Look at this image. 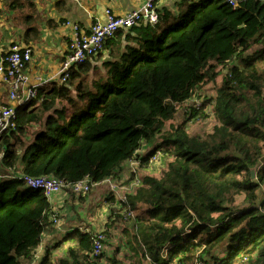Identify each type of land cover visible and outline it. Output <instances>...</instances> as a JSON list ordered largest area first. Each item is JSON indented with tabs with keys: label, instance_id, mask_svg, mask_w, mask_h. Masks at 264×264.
Masks as SVG:
<instances>
[{
	"label": "trees",
	"instance_id": "trees-1",
	"mask_svg": "<svg viewBox=\"0 0 264 264\" xmlns=\"http://www.w3.org/2000/svg\"><path fill=\"white\" fill-rule=\"evenodd\" d=\"M157 13L17 108L16 130L0 137V264H264V1L181 0ZM200 116L213 128L188 133ZM157 152L166 167L143 170ZM134 159L140 178L126 169ZM21 176L56 178L72 199L86 178L132 185L125 201L108 198L105 253L93 258L96 234L76 228L63 254L57 243L39 259L57 214Z\"/></svg>",
	"mask_w": 264,
	"mask_h": 264
},
{
	"label": "crops",
	"instance_id": "crops-1",
	"mask_svg": "<svg viewBox=\"0 0 264 264\" xmlns=\"http://www.w3.org/2000/svg\"><path fill=\"white\" fill-rule=\"evenodd\" d=\"M179 1L181 0H160L157 8H175ZM143 2L144 0H116L113 4L114 12L125 15ZM105 10L104 0H0V58L7 54L13 43L28 46L33 50V60L27 72L31 82L51 79L48 83H52L69 53L72 29L67 23H77L88 29L97 22H105ZM107 56L105 51L103 58ZM103 58L93 64L101 66ZM7 90L6 86L0 88L2 103H7ZM110 181L117 186V190L113 191L108 182H102L94 186L83 200H79L78 196L76 199L70 198L65 190L54 195L50 202L57 214V223H54L52 233L43 236L38 253L43 255L47 247L59 243L61 247L57 253L63 254L69 245L74 244L75 241L67 238V235L76 228L94 234L103 231L110 214L108 198L121 200V196L128 193L127 188L132 186L123 184L124 179ZM98 204L100 211L97 213L95 206ZM120 234V228L112 229L111 243L114 242L116 247L120 244L124 246L125 239L122 237V240ZM111 250L108 247L106 254ZM105 264H110V261Z\"/></svg>",
	"mask_w": 264,
	"mask_h": 264
},
{
	"label": "built area",
	"instance_id": "built-area-1",
	"mask_svg": "<svg viewBox=\"0 0 264 264\" xmlns=\"http://www.w3.org/2000/svg\"><path fill=\"white\" fill-rule=\"evenodd\" d=\"M106 2L105 22L95 23L88 29H84L77 23H70L72 29L70 38L69 53L61 63V68L55 80L52 83H65L69 79L72 71L84 64L87 60L97 56L104 50L107 40L113 38L120 31H128L141 24H156L158 22L157 5L160 0H144L139 7L127 12L125 15H118L114 12L113 4L116 0H104ZM233 6L236 0H228ZM264 1V0H263ZM33 60V50L28 46L19 43H13L4 57L0 58V88L6 86L7 103L0 102V137L5 132L16 130L18 121L17 108L23 104L31 102L38 97L39 90L50 80L32 83L28 76V68ZM47 83V84H46ZM161 158L160 152H157L149 162V166L157 165ZM140 162L136 159L130 162V166L139 169ZM7 179V178H6ZM26 186L33 189H41L46 197L51 201L52 197L65 190V183L48 176L31 178L21 176ZM110 180L108 182L113 191L117 186ZM96 186L91 183L89 178L79 181L71 186V190L76 196H87L92 188ZM133 186L127 188L128 193L132 192ZM121 196L125 201L126 196ZM131 215V214H129ZM57 216H54V223H57ZM106 235L103 231L96 233L94 238L93 258L101 257L105 253ZM167 251L164 253V259L167 258ZM202 264V263H198Z\"/></svg>",
	"mask_w": 264,
	"mask_h": 264
},
{
	"label": "rangeland",
	"instance_id": "rangeland-1",
	"mask_svg": "<svg viewBox=\"0 0 264 264\" xmlns=\"http://www.w3.org/2000/svg\"><path fill=\"white\" fill-rule=\"evenodd\" d=\"M217 88V84H212V85H208L207 87L205 86L203 88V90L208 91V95L210 96V93L215 92L214 89ZM199 96V95H197ZM203 96L200 97H195L192 101L187 102L185 105L189 106V105H199V103L201 104V102L199 101V98H201ZM192 105V106H193ZM186 118V114H185V108H181L179 110L178 116H177V120L176 123H182ZM214 126V121L213 118H203V117H198L197 119H193L192 121L189 122L188 124V133L193 134V133H197L200 132L201 134L210 131ZM154 146V143H149V144H145L143 145L142 151L143 154L147 153L151 147ZM161 154V153H160ZM160 158L159 162L157 163V165L152 166V168H147V169H143L139 166V169H135L131 166H128V169L130 170L129 173L130 175L133 174L134 176H137L140 178V170H148L150 171V173H156L159 174L161 172L162 169H164L166 167V164L169 162V160L165 157ZM102 188V186H101ZM129 195V193H127ZM132 194V193H130ZM235 204L239 207H242L244 205V196H237L235 198ZM98 208V209H97ZM100 211V204H98V206H95V212ZM107 246V245H106ZM108 248V247H107ZM225 255L227 253V250L224 252ZM39 255V259L43 256L42 254H40V252L38 253ZM224 255V254H222Z\"/></svg>",
	"mask_w": 264,
	"mask_h": 264
},
{
	"label": "water",
	"instance_id": "water-1",
	"mask_svg": "<svg viewBox=\"0 0 264 264\" xmlns=\"http://www.w3.org/2000/svg\"><path fill=\"white\" fill-rule=\"evenodd\" d=\"M261 163H264V157L261 158ZM256 171H257V168L256 167H254V168L251 169V178L252 179H255V177H256Z\"/></svg>",
	"mask_w": 264,
	"mask_h": 264
},
{
	"label": "bare ground",
	"instance_id": "bare-ground-1",
	"mask_svg": "<svg viewBox=\"0 0 264 264\" xmlns=\"http://www.w3.org/2000/svg\"><path fill=\"white\" fill-rule=\"evenodd\" d=\"M33 189V188H32Z\"/></svg>",
	"mask_w": 264,
	"mask_h": 264
}]
</instances>
